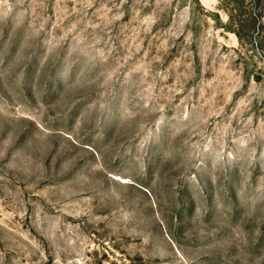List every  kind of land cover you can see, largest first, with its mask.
Returning a JSON list of instances; mask_svg holds the SVG:
<instances>
[{
	"label": "rangeland",
	"instance_id": "rangeland-1",
	"mask_svg": "<svg viewBox=\"0 0 264 264\" xmlns=\"http://www.w3.org/2000/svg\"><path fill=\"white\" fill-rule=\"evenodd\" d=\"M0 264H264V0H0Z\"/></svg>",
	"mask_w": 264,
	"mask_h": 264
}]
</instances>
